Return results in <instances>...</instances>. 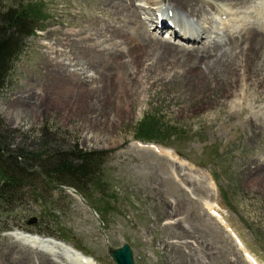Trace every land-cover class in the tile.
<instances>
[{
	"label": "rangeland",
	"instance_id": "374dc122",
	"mask_svg": "<svg viewBox=\"0 0 264 264\" xmlns=\"http://www.w3.org/2000/svg\"><path fill=\"white\" fill-rule=\"evenodd\" d=\"M194 1L197 8L207 1L221 10L223 4L241 6L237 0ZM146 2L137 1L146 6L140 16L154 19ZM9 7L34 8L41 29L27 38L8 86L0 90L1 133L13 148L71 149L78 143L106 152V158L91 192L58 187L43 200L26 196L0 204V264L40 263L42 251L12 240L15 230L54 236L99 264H116L110 252L126 243L135 264H251L209 203L264 264V91L250 81L242 91L241 66L237 78L223 70L206 74L187 68L176 52L156 47L151 53L168 62L152 66L151 47L148 55L135 47V63L123 59L128 67L84 64V75L105 80L109 99L99 113L88 109L86 115L61 97L54 63L81 67L77 62L93 54L81 53L80 39L121 36L115 29L129 27L118 21L122 14L102 11L99 0H0V11ZM175 14L179 22L197 26L198 17ZM154 25L150 32L157 37L187 48L202 46ZM69 41L75 43L73 53ZM127 70L134 74L116 78Z\"/></svg>",
	"mask_w": 264,
	"mask_h": 264
},
{
	"label": "bare ground",
	"instance_id": "6f19581e",
	"mask_svg": "<svg viewBox=\"0 0 264 264\" xmlns=\"http://www.w3.org/2000/svg\"><path fill=\"white\" fill-rule=\"evenodd\" d=\"M137 1H147L146 3H149L151 5L150 8L153 9L152 14L156 17L154 19L141 18L139 9H145L146 6H143V8L140 4H137ZM237 1L241 3L238 9L231 5L223 4L225 10H221L211 1H207L205 6L197 8L194 0H169L168 6H166V0H99V9H103L102 11L110 9L114 11L115 15L122 14L123 17H117L118 21L126 22L129 27L126 30L116 28L115 30L122 33L121 36L117 37L112 33L104 35L98 41H94L92 39L93 36L80 39L82 40L80 43L85 42V46L82 44L83 50L81 53L86 52L87 57L93 54L86 58L84 63L77 62L78 66L82 65L81 67L73 70L67 66L60 67L59 64L57 65L58 61L54 63V67L60 69V72L58 68L53 69V79L59 81L61 97L65 98L66 104L73 109H78L81 112L89 109L99 113L101 108H105L109 104V99L105 94L107 86L105 85V80H101L100 76L93 74L84 75V72L81 71L83 66H85L84 64H87V66L94 65V67L102 69H106L109 65L126 66L127 62L123 60L124 57L128 56L130 62L133 63V56L137 52V50L135 52L136 48H142V50L145 48V54L148 55L149 53L150 55L153 47H156L158 52L161 48L164 54L167 51L176 52L180 55L178 58L181 60L179 61L182 62L184 60L183 62L190 64H186L187 68L193 70L199 68L206 74L207 71L209 72L208 74H211L216 70H223L228 73H235V78H237L236 74L238 72L236 73V70L241 66L239 77L242 79V91L246 92V89L249 88V81L252 82L255 88L257 87V90L262 88L264 91V0ZM173 11L174 13L170 14ZM182 12L198 17L197 26L195 27L191 22H179L175 13ZM169 19L172 20V25L167 22ZM152 24H155L154 29L156 31L168 29L173 36L179 35L181 39L187 42L200 43L202 46L187 48L184 44L174 43L173 39L167 40L157 37L151 33L152 31L150 32ZM73 43L67 42V47H70L72 53L75 49ZM147 48L148 50L151 49L149 50L150 52ZM151 54L156 55L152 66L159 62H162L163 67L167 66L166 62L168 61L165 60L166 58L163 54ZM242 55L243 59L241 60ZM74 65L71 66L73 67ZM133 74V72L130 73L127 70L125 76L119 73L116 78H127ZM249 102L251 106L252 101ZM87 112L83 113L86 114ZM261 117L264 119V114H261ZM157 150L162 152L159 148ZM168 153L170 154L171 152ZM208 206L212 215L225 225L230 234L235 237L238 247L244 251L247 260L252 264H258L257 259L250 254L239 234L229 225L220 210L214 208L210 203ZM10 238L42 251V255L39 257V264H99L92 256H88L80 250L78 251V249L76 250L74 246L72 247V245L70 246V244L68 245V243L66 244L63 240L60 241V239L55 237H42L36 233L32 234L15 230L10 232ZM52 257H58L63 260L62 262L57 261Z\"/></svg>",
	"mask_w": 264,
	"mask_h": 264
},
{
	"label": "trees",
	"instance_id": "16d2710c",
	"mask_svg": "<svg viewBox=\"0 0 264 264\" xmlns=\"http://www.w3.org/2000/svg\"><path fill=\"white\" fill-rule=\"evenodd\" d=\"M33 9L9 7L0 11V90L8 86L27 38L41 29L39 15ZM52 149L35 151L25 145L13 148L0 128V204L8 206L26 196L43 200L46 194L65 185L83 192L94 190L106 152L84 150L78 143L71 149Z\"/></svg>",
	"mask_w": 264,
	"mask_h": 264
},
{
	"label": "water",
	"instance_id": "95a60500",
	"mask_svg": "<svg viewBox=\"0 0 264 264\" xmlns=\"http://www.w3.org/2000/svg\"><path fill=\"white\" fill-rule=\"evenodd\" d=\"M30 220L29 223L34 222ZM111 257L116 264H135L132 248L129 244H125L122 247L116 248L110 252Z\"/></svg>",
	"mask_w": 264,
	"mask_h": 264
}]
</instances>
